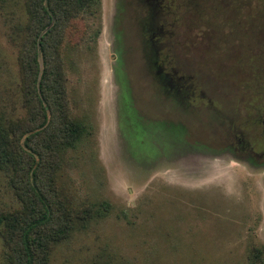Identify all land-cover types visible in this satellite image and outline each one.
I'll return each mask as SVG.
<instances>
[{"label": "rangeland", "instance_id": "obj_1", "mask_svg": "<svg viewBox=\"0 0 264 264\" xmlns=\"http://www.w3.org/2000/svg\"><path fill=\"white\" fill-rule=\"evenodd\" d=\"M98 1L58 46L86 134L54 173L71 229L46 264H264V0ZM24 2L0 0L5 128L27 113ZM22 208L0 169V215Z\"/></svg>", "mask_w": 264, "mask_h": 264}, {"label": "trees", "instance_id": "obj_2", "mask_svg": "<svg viewBox=\"0 0 264 264\" xmlns=\"http://www.w3.org/2000/svg\"><path fill=\"white\" fill-rule=\"evenodd\" d=\"M98 0H25L27 23L18 55L26 116L7 128L0 123V169L23 208L2 213L6 264H46L51 248L71 229L54 182L60 155L73 149L86 127L68 115L58 46L68 21L92 13ZM262 252L255 259L261 262Z\"/></svg>", "mask_w": 264, "mask_h": 264}, {"label": "flooded vegetation", "instance_id": "obj_3", "mask_svg": "<svg viewBox=\"0 0 264 264\" xmlns=\"http://www.w3.org/2000/svg\"><path fill=\"white\" fill-rule=\"evenodd\" d=\"M149 44H150L151 47H153L152 41ZM155 65H156V62L155 61L152 62V66L154 67ZM162 72H163V69L161 67H158L157 72H156V76L158 77V79H160V82H161L162 87L165 90L166 94H167V92H169V90H167V88H166L167 86L170 87V89H171L170 92L172 90H176L174 88V85L172 84L173 81L171 80L170 75L169 74H162ZM176 91H177V94H178L179 91L178 90H176Z\"/></svg>", "mask_w": 264, "mask_h": 264}]
</instances>
